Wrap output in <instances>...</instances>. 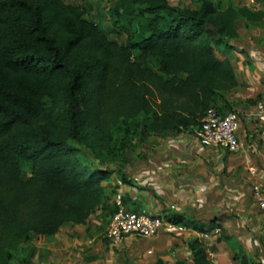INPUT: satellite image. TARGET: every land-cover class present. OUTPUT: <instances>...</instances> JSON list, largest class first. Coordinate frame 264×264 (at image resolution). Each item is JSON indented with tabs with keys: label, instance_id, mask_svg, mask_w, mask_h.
Masks as SVG:
<instances>
[{
	"label": "trees",
	"instance_id": "16d2710c",
	"mask_svg": "<svg viewBox=\"0 0 264 264\" xmlns=\"http://www.w3.org/2000/svg\"><path fill=\"white\" fill-rule=\"evenodd\" d=\"M122 1L142 18L118 43L80 5L0 0V242L53 236L99 209L112 215L104 181L115 171L91 166L85 153L116 157L126 139L115 134L179 133L199 127L211 106L231 110L222 93L236 86L235 72L217 52L238 36L239 18L263 12Z\"/></svg>",
	"mask_w": 264,
	"mask_h": 264
},
{
	"label": "crops",
	"instance_id": "0c3cea01",
	"mask_svg": "<svg viewBox=\"0 0 264 264\" xmlns=\"http://www.w3.org/2000/svg\"><path fill=\"white\" fill-rule=\"evenodd\" d=\"M237 34L224 55L237 81L222 93L231 109L241 104L243 86L264 92V53L250 45L258 40V33L247 32L245 38ZM240 42L247 43L245 48ZM243 111L237 152L197 140L194 129L152 135L157 142L150 144L147 165L133 175V186H122L139 210L158 215L170 225L151 237L127 235L117 246L106 239L102 264H113V255L114 264H264V210L251 193L253 182L264 177V146L259 148L254 141L260 126L252 117L253 109ZM251 167L258 172L253 174ZM101 210L89 215V248L103 228L98 218ZM77 243L65 242L57 250H72ZM92 258L89 261L97 264Z\"/></svg>",
	"mask_w": 264,
	"mask_h": 264
},
{
	"label": "rangeland",
	"instance_id": "374dc122",
	"mask_svg": "<svg viewBox=\"0 0 264 264\" xmlns=\"http://www.w3.org/2000/svg\"><path fill=\"white\" fill-rule=\"evenodd\" d=\"M65 3H71L74 5L82 6L85 11V17L90 19L98 24H100L106 31L107 36L110 40L117 41L122 43L125 40V28L126 27H135L139 21H141V15H139L140 7H130V10L124 8V3L122 0H63ZM170 4L180 7H189V8H198L202 0H167ZM217 7H226L229 4L234 6H247L255 11H262L263 15L261 19L257 21H247L244 18H239L236 21L235 28L236 32L238 31L243 38L247 35V32L258 33L256 35L258 38L251 45V48L262 50L264 53V0H210ZM235 38V37H234ZM227 40V43H222L221 46H229L233 43V39ZM262 42V44H261ZM244 45L245 42H240ZM240 46V45H239ZM227 47L226 50H229ZM232 47V45H231ZM225 50V49H224ZM219 57H223L225 52H217ZM238 66V65H237ZM240 73L241 70L238 69ZM262 80H260L261 82ZM264 85V82H262ZM264 91V86L261 87ZM257 87L252 86H243L241 95V104H237V108L241 109H231L238 118V128L243 126L244 123L243 116L244 108L254 109L258 101L264 100V92L257 93ZM237 92V90H236ZM235 92V93H236ZM256 93V94H255ZM255 94V95H253ZM252 97H249V96ZM218 105L221 104L220 99L218 100ZM66 106V100L62 101L57 106L58 111H63ZM140 121V120H139ZM244 127V126H243ZM124 137L123 147L118 150L117 156L113 155L99 154L98 152L92 153L87 151L85 153L86 159L90 162L91 166H104L109 167L115 172L109 173V178L104 181V184L113 191L115 194L112 196L111 201L114 200V196L120 194L124 198V190L122 185L125 183L120 179V175L116 172L120 170L124 175H126L131 181H133V175L144 165H147L149 158L147 156L148 149L150 144L156 143L157 139L152 136L143 133L142 129L139 128L137 133L130 137L129 135L115 134L116 138ZM162 136H159V138ZM161 139L160 141H162ZM254 141L259 146L263 147V142L254 136ZM114 158V159H113ZM120 182V183H119ZM130 185V184H125ZM121 186V187H120ZM147 190H150V187H145ZM129 196V195H128ZM134 207H137L133 200L127 203V208L134 210ZM138 208V207H137ZM139 210V209H138ZM135 210V211H138ZM99 220L102 222V229L96 233L95 239L89 248V217L84 224L80 225H66L61 227L59 231L53 236H41L34 234L27 241H21L14 239L10 235H6L4 240L0 242V264H93L89 258H92L97 261V264L105 263L104 254L102 249L106 241V228L110 220L111 213L109 211L101 210ZM77 243L76 248L72 250H57L58 246L61 244ZM50 246V247H49ZM55 247V249H53ZM115 255L110 258L111 263L114 264ZM68 261V262H67ZM103 263V264H104Z\"/></svg>",
	"mask_w": 264,
	"mask_h": 264
},
{
	"label": "built area",
	"instance_id": "2783aa9c",
	"mask_svg": "<svg viewBox=\"0 0 264 264\" xmlns=\"http://www.w3.org/2000/svg\"><path fill=\"white\" fill-rule=\"evenodd\" d=\"M252 117L259 124V138L264 143V100L258 101L253 109ZM238 118L233 111L221 113L216 107H209L201 119L199 127L194 129L197 140L210 145H224L231 152L240 149L237 136ZM253 174L258 172L256 167H251ZM251 193L260 210H264V177L251 185ZM117 208L112 213L106 228V238L111 246H117L127 235L151 237L164 225H170L164 218L151 214L145 209L130 210L122 201V196L114 197Z\"/></svg>",
	"mask_w": 264,
	"mask_h": 264
}]
</instances>
